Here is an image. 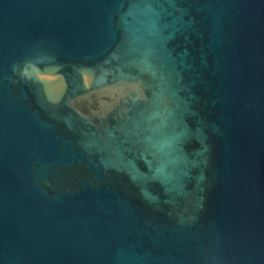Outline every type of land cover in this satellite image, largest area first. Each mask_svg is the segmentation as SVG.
<instances>
[{"label":"water","instance_id":"95a60500","mask_svg":"<svg viewBox=\"0 0 264 264\" xmlns=\"http://www.w3.org/2000/svg\"><path fill=\"white\" fill-rule=\"evenodd\" d=\"M0 264H264V0H0Z\"/></svg>","mask_w":264,"mask_h":264}]
</instances>
